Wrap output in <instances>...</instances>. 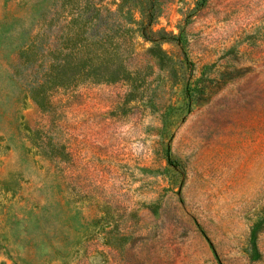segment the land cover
<instances>
[{
	"label": "rangeland",
	"instance_id": "rangeland-1",
	"mask_svg": "<svg viewBox=\"0 0 264 264\" xmlns=\"http://www.w3.org/2000/svg\"><path fill=\"white\" fill-rule=\"evenodd\" d=\"M0 264H264V0H0Z\"/></svg>",
	"mask_w": 264,
	"mask_h": 264
},
{
	"label": "trees",
	"instance_id": "trees-1",
	"mask_svg": "<svg viewBox=\"0 0 264 264\" xmlns=\"http://www.w3.org/2000/svg\"><path fill=\"white\" fill-rule=\"evenodd\" d=\"M145 34H146V33H143V35H144V36H146ZM150 34H152V35H153V33H152V32H151Z\"/></svg>",
	"mask_w": 264,
	"mask_h": 264
}]
</instances>
